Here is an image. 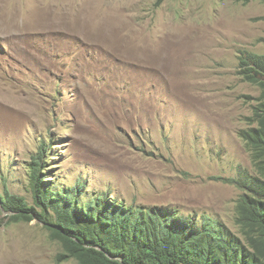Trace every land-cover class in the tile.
<instances>
[{"label":"rangeland","instance_id":"obj_1","mask_svg":"<svg viewBox=\"0 0 264 264\" xmlns=\"http://www.w3.org/2000/svg\"><path fill=\"white\" fill-rule=\"evenodd\" d=\"M157 3L0 0V195L33 204L27 168L45 142L62 187L237 229L229 181L251 169L239 132L260 93L239 56L264 55V2ZM16 215L0 212V264H56L61 243Z\"/></svg>","mask_w":264,"mask_h":264},{"label":"trees","instance_id":"obj_2","mask_svg":"<svg viewBox=\"0 0 264 264\" xmlns=\"http://www.w3.org/2000/svg\"><path fill=\"white\" fill-rule=\"evenodd\" d=\"M240 60L239 75L261 90L250 127L240 131L254 167L234 181L244 190L236 217L241 236L221 222L128 210L103 198L85 207L80 188L69 190L50 179L45 164L54 156L45 142L27 168L33 204L8 191L0 195V212L17 214L13 222L43 224L51 240L61 243L56 264L73 259L79 264H264V55L244 51Z\"/></svg>","mask_w":264,"mask_h":264},{"label":"clouds","instance_id":"obj_3","mask_svg":"<svg viewBox=\"0 0 264 264\" xmlns=\"http://www.w3.org/2000/svg\"><path fill=\"white\" fill-rule=\"evenodd\" d=\"M253 1H256V0H252L250 3H252ZM259 1H261V2H264V1H262V0H259ZM239 2H241L243 5H249L250 3H248V4H245L244 2H242V1H240L239 0ZM263 19H264V17H263ZM244 52V51H243ZM242 52V53H243ZM250 52V51H249ZM241 53V54H242ZM253 53H255V52H253ZM241 54H240V56H241ZM257 54H259V53H257ZM260 55H262V54H260ZM240 56H239V65H238V75H239V70H240V62H241V60H240ZM242 77V76H241ZM242 79L244 80V78L242 77ZM245 81V80H244ZM245 82H247V81H245ZM247 83H249V82H247ZM250 85H253V84H251V83H249ZM253 86H255V85H253ZM256 88H258L257 86H255ZM258 90H259V97H260V95H261V90L258 88ZM258 97V98H259ZM257 98V99H258ZM257 99H256V102L254 103V105H253V107H252V114H253V109H254V106L257 104ZM252 116V115H251ZM250 116V117H251ZM249 118V117H248ZM247 125H248V127L247 128H249L250 126H249V120L247 119ZM247 128H245V129H247ZM243 130V129H242ZM239 137H240V132H239ZM241 138V137H240ZM241 140H242V142H243V145H244V148H245V150L247 151V153L249 154V158H250V162H251V169L250 170H247V169H245L243 172H241L240 173V176L239 177H236L235 179H231V181H229V182H231L233 185H235L237 188H238V190L240 191V194H239V197H238V199H237V201H236V212H235V226H236V230H234L232 227H230V225L228 224V223H226L225 221H223V220H221V219H219L218 217H216V216H212V215H208V214H205V213H197V212H194V211H186V210H184V209H182V208H179V207H177V206H172V205H138V204H133V203H130V202H127L124 198H122V197H120L118 194H111V195H108V194H97V195H91V196H89V195H87V193H85L84 191H85V188H84V186H85V184L83 183V182H77L76 183V185H74V186H71V187H68V188H66V189H75V188H80L81 190H82V193H83V195H84V198L86 199V202H84V201H82V204H83V206H87V204L90 202V201H94L95 200V198H97V199H99V198H103V199H105L104 201H116L119 205H121V206H124L126 209H128V210H134V211H151V210H154V209H157V210H165V211H168V212H170V213H173V214H175V215H178L179 217H182V218H185V219H193V220H198V221H203V220H205V219H207V220H211V221H213V222H221V223H223V224H225V226L228 228V229H230L234 234H236V235H238V236H241V229H240V226H239V224L237 223V221H236V217H237V205H238V201H239V199L241 198V196L244 194V190H241L236 184H235V182L234 181H236L237 179H242L243 177H244V175H245V172H249V173H253L254 172V167H253V164H252V160H251V156H250V153H249V151H248V149H247V147H246V145L244 144V141H243V139L241 138ZM55 157V156H54ZM54 157H52V158H54ZM54 160V159H53ZM52 161V160H51ZM256 171V170H255ZM256 174V173H255ZM51 178H52V176H51ZM50 178V179H51ZM52 181H53V179H51ZM55 184H57L55 181H53ZM58 185V184H57ZM80 186V187H79ZM62 187V186H61ZM63 188H65V187H63ZM6 194V193H5ZM18 196V195H17ZM32 197V196H31ZM26 198V197H25ZM32 201H33V199H32ZM96 201V200H95ZM34 202V201H33ZM30 203V202H29ZM31 204V203H30ZM143 208H145V209H143ZM195 217V218H194ZM32 222V221H31ZM74 260V259H73ZM71 261V260H70ZM69 262V261H68ZM66 263V262H65ZM64 264V263H63ZM79 264V263H78Z\"/></svg>","mask_w":264,"mask_h":264}]
</instances>
